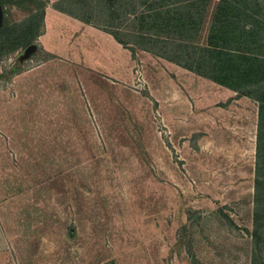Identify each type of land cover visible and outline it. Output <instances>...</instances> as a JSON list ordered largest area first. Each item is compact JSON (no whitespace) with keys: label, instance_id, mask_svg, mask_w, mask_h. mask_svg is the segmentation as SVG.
I'll use <instances>...</instances> for the list:
<instances>
[{"label":"rangeland","instance_id":"obj_1","mask_svg":"<svg viewBox=\"0 0 264 264\" xmlns=\"http://www.w3.org/2000/svg\"><path fill=\"white\" fill-rule=\"evenodd\" d=\"M141 2L75 4L132 48L127 80L86 59L51 56L38 38L29 54L0 53L9 169L0 214L16 236L11 263H253L259 104L143 49L150 39L148 2ZM42 3L5 0L9 42ZM240 7L195 0L189 8L198 28L189 41L207 43L213 23L239 18ZM72 31L63 32L73 40ZM259 224L264 231V218Z\"/></svg>","mask_w":264,"mask_h":264},{"label":"trees","instance_id":"obj_2","mask_svg":"<svg viewBox=\"0 0 264 264\" xmlns=\"http://www.w3.org/2000/svg\"><path fill=\"white\" fill-rule=\"evenodd\" d=\"M33 3V0H28ZM79 0H57L54 7L72 17L81 19L94 26L107 30L124 44L117 32L100 27L92 22L89 17L81 15L82 10H76ZM98 1V0H97ZM147 13L145 25L148 29L149 45L143 47L158 56H162L197 74L223 85L237 93L254 98L259 104V131L257 143V161L255 166V208H254V256L252 264H262L261 252H264L263 224L264 218V0H224L227 4L241 11L239 18H231L226 14L223 22L218 25L216 21L211 26V40L205 44L189 41L191 34L197 30V23L189 6L195 0H146ZM30 7L28 20L19 30L16 40L8 39L12 35V26L8 20V10L5 0H0L3 7L0 22V53L18 48H26L34 44L43 23L45 4ZM142 0L141 3H144ZM237 5V6H236ZM257 11V13H256ZM175 31V39L160 38V34ZM8 41V43L6 42ZM160 42H162L160 44ZM171 44V46H167ZM125 45V44H124ZM165 46V47H164ZM168 47L165 52L161 49ZM133 54L132 48H130ZM167 51V52H166ZM187 55V56H186ZM259 134V133H258ZM262 151V152H261ZM260 262V263H258Z\"/></svg>","mask_w":264,"mask_h":264},{"label":"crops","instance_id":"obj_3","mask_svg":"<svg viewBox=\"0 0 264 264\" xmlns=\"http://www.w3.org/2000/svg\"><path fill=\"white\" fill-rule=\"evenodd\" d=\"M57 0H48L44 9L42 29L37 36L42 48L51 56L86 59L88 65L97 72L104 73L113 80L130 78L131 60L134 58L129 47L118 41L111 32L87 23L54 7ZM72 31L76 37L71 40L64 35V29ZM1 130V129H0ZM10 136V133L7 134ZM4 136L0 133V188L6 168ZM0 214V264H16L9 261L17 256V246L13 243L15 234L2 228ZM72 231V230H71ZM24 262L21 257L20 260ZM20 262V261H19Z\"/></svg>","mask_w":264,"mask_h":264},{"label":"water","instance_id":"obj_4","mask_svg":"<svg viewBox=\"0 0 264 264\" xmlns=\"http://www.w3.org/2000/svg\"><path fill=\"white\" fill-rule=\"evenodd\" d=\"M2 13H3V7H2V5L0 3V22H1V19H2ZM34 47H35L34 44L30 45L29 47L26 48V52L30 53L34 49Z\"/></svg>","mask_w":264,"mask_h":264},{"label":"built area","instance_id":"obj_5","mask_svg":"<svg viewBox=\"0 0 264 264\" xmlns=\"http://www.w3.org/2000/svg\"><path fill=\"white\" fill-rule=\"evenodd\" d=\"M137 71V73H138V70H136ZM138 78V76L136 77V79Z\"/></svg>","mask_w":264,"mask_h":264}]
</instances>
